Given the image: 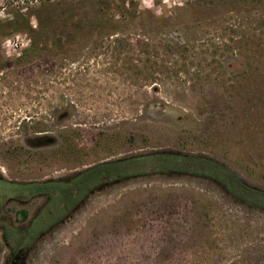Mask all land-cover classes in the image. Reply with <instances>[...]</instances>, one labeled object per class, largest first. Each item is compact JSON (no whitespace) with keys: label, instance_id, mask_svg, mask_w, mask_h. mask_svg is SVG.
<instances>
[{"label":"rangeland","instance_id":"rangeland-1","mask_svg":"<svg viewBox=\"0 0 264 264\" xmlns=\"http://www.w3.org/2000/svg\"><path fill=\"white\" fill-rule=\"evenodd\" d=\"M123 1L134 18L120 21L110 6L91 26L92 0H0V55L13 68L0 80V117L18 152L0 170L18 181H64L98 163L172 151L214 160L264 192V0ZM16 3L28 5L21 12L34 34L8 27ZM169 18L177 26L165 27ZM177 38L181 50L169 42ZM58 127V156L55 148L32 156L18 137ZM19 193L0 185V198ZM60 199L41 212L44 222L48 212L60 216ZM43 201L23 205L27 216ZM7 207V228L26 226L19 205ZM60 218L25 240L23 264H264V211L200 178L106 184ZM16 236L13 250L24 246ZM7 253L0 238V264Z\"/></svg>","mask_w":264,"mask_h":264},{"label":"trees","instance_id":"trees-1","mask_svg":"<svg viewBox=\"0 0 264 264\" xmlns=\"http://www.w3.org/2000/svg\"><path fill=\"white\" fill-rule=\"evenodd\" d=\"M47 1L48 0H40V3L46 4ZM92 2L95 3L94 17L96 21L92 22L91 26H97L99 24L102 16H104L102 10L109 9L110 6H113V8L117 10L119 14L118 20L122 21L134 18L133 12L128 11L126 7L127 4L123 0H116L115 3H113V0H92ZM128 4L132 6L130 0ZM26 5L27 4L19 6L16 3L7 6V12L11 16L8 27L14 32H26L32 35L35 31L29 23V16L21 12ZM173 10H177V8L174 7L172 8V11ZM169 20L170 23L165 24V27L174 28L173 26H177V23H174L175 21H171L170 18ZM78 25L80 24L77 23L75 27L77 28ZM169 42L178 50L185 47L184 43L180 44L182 43L180 38H177V40H170ZM150 175L190 176L208 180L221 187L236 203L248 209L264 211L263 191L245 186L233 173L214 160L203 156H188L180 152L172 151H154L98 163L71 175L64 181L58 180L55 182L50 181L23 185L21 186L22 190L20 193L21 195L29 194L30 196L43 194L48 197L49 201L54 197H60L62 202L58 204V208L61 209L60 216H63V214L71 211L74 205L81 202L88 194L98 191V189L106 184H113L121 180ZM17 214L20 216L21 221L24 220L27 215L24 210L19 211ZM40 214L41 210H38L34 219L39 218ZM39 226L40 224L35 220L24 227L5 228L1 226L4 230L3 241L9 244V233L13 231L17 235L15 237V245L21 244L25 246L24 236L27 234L31 237L38 235L43 229Z\"/></svg>","mask_w":264,"mask_h":264},{"label":"flooded vegetation","instance_id":"flooded-vegetation-1","mask_svg":"<svg viewBox=\"0 0 264 264\" xmlns=\"http://www.w3.org/2000/svg\"><path fill=\"white\" fill-rule=\"evenodd\" d=\"M12 70L13 68H12L11 63H9V61L5 60L2 57V55H0V80L1 81L5 80L6 82L8 80H11ZM63 116L64 115L62 116L60 115L56 118V123H55L56 125H58V121ZM8 124L9 122H8L7 116L5 117V119L0 117V164L10 162L13 159L14 154L18 153L17 151H15V148L13 146L14 136L12 133V127L10 129L6 128ZM60 134H61L60 128L58 127L53 132L41 130V131L31 133V136H29V134L27 135L26 132H21L22 136H18V137L26 145V148L29 151H31V153H33L32 156L42 159L44 155V151L47 149L49 150L51 148H55V152L57 150V154H55L56 156L60 155V152H59L60 142H57V141H60ZM8 177L9 176H7V171L0 170V185L11 188L13 190H18L20 192L22 190L21 186L26 185V184L56 181V180L50 179V180L25 182V181H18L16 179L8 178ZM19 194L21 195V193ZM36 198L44 199L43 203L39 207L35 208L37 211L41 210V212H43L45 211V209H48V206H49L48 204L50 203V201L48 200V197L43 194L33 195V196H30L29 194L27 195L22 194V198H19V197L12 198L10 197V195H7L5 197L0 198L1 199L0 201V225L7 228L8 226L13 224V218L9 214L10 207H7L8 203L13 202L19 205V209L15 211V213L17 214L19 211L24 210L23 205H27L28 203H30L31 200L36 199ZM75 206L76 205H74L73 209H75ZM48 213L51 216V218L49 219V222H44L40 217L37 219H34V216L36 215V212H35L32 217H28L26 215V218L22 221L20 219V216L17 214L19 216L18 223H25L24 225H29L31 221L35 220L41 226L57 225V223L61 220L60 216H58V214H56L55 211H53L52 213L51 212H48ZM1 226H0V238L3 240L4 230H3V227ZM42 235L43 233H40L36 237H39ZM24 237H25V240H27L28 242L31 238L32 239L36 238L35 236L31 237L29 234L25 235ZM4 246L8 249V253H7L5 260L3 261V264H23L25 255L28 251V248H30V245H25L21 248H17L16 250H13V248L10 247L5 242H4Z\"/></svg>","mask_w":264,"mask_h":264},{"label":"clouds","instance_id":"clouds-1","mask_svg":"<svg viewBox=\"0 0 264 264\" xmlns=\"http://www.w3.org/2000/svg\"><path fill=\"white\" fill-rule=\"evenodd\" d=\"M167 2H168V0H165V3H167ZM174 2H176V0H174ZM141 3L144 7L151 8L154 4V0H141ZM33 27H36L35 22L33 23ZM17 39H19V37H17ZM11 43H12L11 40H5L4 46L9 47L11 45Z\"/></svg>","mask_w":264,"mask_h":264}]
</instances>
